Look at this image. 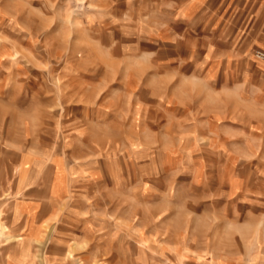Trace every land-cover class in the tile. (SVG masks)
Returning <instances> with one entry per match:
<instances>
[{
    "label": "rangeland",
    "instance_id": "obj_1",
    "mask_svg": "<svg viewBox=\"0 0 264 264\" xmlns=\"http://www.w3.org/2000/svg\"><path fill=\"white\" fill-rule=\"evenodd\" d=\"M184 1L0 0V219L53 216L40 264H264L261 0Z\"/></svg>",
    "mask_w": 264,
    "mask_h": 264
},
{
    "label": "crops",
    "instance_id": "obj_2",
    "mask_svg": "<svg viewBox=\"0 0 264 264\" xmlns=\"http://www.w3.org/2000/svg\"><path fill=\"white\" fill-rule=\"evenodd\" d=\"M207 1L208 0H201V1L200 0H185L183 4H185V7L198 9V11L196 12L200 13L201 9H204L206 7ZM263 15H264V0H261V2L258 3V6L256 8L255 16H257V18H256V22L253 24L250 30V34L244 35L243 28L239 30V27H237L235 31L236 33L235 40L236 41L241 40L244 44V47L248 48V51H250L249 47L258 46L261 42L263 43L264 25L262 24V27L260 25V19H261V16ZM235 33L230 32L229 36H231V34L232 36H234ZM223 37L227 38L228 33L226 34V36L223 35ZM14 208H16L14 217L9 214V217L6 220V223L9 224V227H10L9 229H11L12 233L14 232V234H19V235H11V234L10 235L13 237L22 236V238H24L23 242H25V245L29 247L25 251H23L24 248L22 249L21 246L17 247V245H13L12 247L6 249L8 251V259L6 262L7 264H15V263H12L11 261H15L16 259L15 257L19 256L18 257L19 264H40V262L43 261L42 256H39V254L35 255V253L33 252L34 248H37L38 245L30 243L29 241L31 237L34 238V237L41 236V240L45 239L43 235L47 231L46 227H48L49 224L52 225L54 223L53 216L42 215L41 212L37 210L38 205L33 201H24L21 205L16 206ZM49 231L51 230L49 229ZM59 240H60L59 238L57 239L55 238L54 243H52V247H55V246H57L58 248L63 247V244H60ZM22 255L23 256H31V255L34 256L36 260L38 259L37 263L36 262L24 263L22 260ZM49 261H50L48 262L49 264H54L52 263V260H49Z\"/></svg>",
    "mask_w": 264,
    "mask_h": 264
},
{
    "label": "bare ground",
    "instance_id": "obj_3",
    "mask_svg": "<svg viewBox=\"0 0 264 264\" xmlns=\"http://www.w3.org/2000/svg\"><path fill=\"white\" fill-rule=\"evenodd\" d=\"M6 232H7V226L2 220L0 221V242L5 239L6 241H11L14 245L16 244L17 247L21 246L20 241L22 240V236L19 237H6ZM44 237V235H43ZM27 238V237H26ZM41 240V236H40ZM41 242V241H40ZM5 263V260L3 261Z\"/></svg>",
    "mask_w": 264,
    "mask_h": 264
},
{
    "label": "built area",
    "instance_id": "obj_4",
    "mask_svg": "<svg viewBox=\"0 0 264 264\" xmlns=\"http://www.w3.org/2000/svg\"><path fill=\"white\" fill-rule=\"evenodd\" d=\"M258 56L264 59V51H258Z\"/></svg>",
    "mask_w": 264,
    "mask_h": 264
}]
</instances>
